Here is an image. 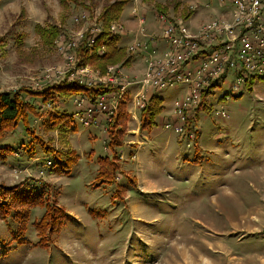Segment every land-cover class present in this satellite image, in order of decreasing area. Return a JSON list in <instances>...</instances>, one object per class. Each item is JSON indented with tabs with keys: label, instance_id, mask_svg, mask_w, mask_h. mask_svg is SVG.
I'll list each match as a JSON object with an SVG mask.
<instances>
[{
	"label": "rangeland",
	"instance_id": "rangeland-1",
	"mask_svg": "<svg viewBox=\"0 0 264 264\" xmlns=\"http://www.w3.org/2000/svg\"><path fill=\"white\" fill-rule=\"evenodd\" d=\"M83 1V5L72 3L69 11L61 0L1 1L0 92L20 91L24 98L34 102L37 113L30 114L33 134L19 124L0 136V183L7 186L23 184L34 193L47 188L45 198H49L51 206L56 199V204L63 208L65 214L60 218L61 223L50 224L48 219L46 225H42L40 220L45 213L44 207H34L28 218H23L20 212L0 208V264H169L166 259L175 255L171 253L175 244L200 242L205 229L203 226L208 230L217 226L212 223L209 227L203 221L214 217L225 221V214L216 201L202 192L191 194L200 188H192L194 180L200 183L209 180L212 192L222 194L234 184L243 182L244 185L238 187L243 200L257 203L255 186L261 185L257 174H261L264 180V98L259 96L264 97V78L257 86L261 89L251 93L249 88L238 98L217 103V107L225 106V117L213 115L210 108L201 112L200 137L207 151L201 150L197 154L193 143L187 146L189 141L185 138V143L179 144L177 134L161 124L164 118L173 114L175 101L186 92V85L153 91L162 98L164 110L156 116L151 129H141L140 111L135 110L137 120H134L129 113L134 110L132 104L123 103L125 112L129 113L128 122L122 146L118 147L116 178L107 180L100 175L99 160L106 157L114 160L107 147L108 125L85 127L74 104L75 96L57 95L49 108L42 97L31 96L25 91L40 90L35 88V84L48 68L49 72L52 71L49 83L55 85L66 79V76L60 79L58 73L67 64L65 55L58 49L62 36L76 37L82 31L89 36L88 29L96 25L104 30L100 15L107 3L116 0ZM128 1L131 2L124 7L118 21L124 23L123 16L126 17L130 10L129 16H133L132 6L138 5L139 14L146 18L144 23L140 22L139 30L145 28L147 36L143 37L147 39L151 35L158 39L162 34V19L155 16L156 11L171 20L183 19L192 34L213 19L231 20V12H226L229 8L220 6L218 0ZM190 11L192 15L184 19V14ZM76 17L82 19L77 22ZM37 24L42 27L61 26L62 30L52 45L41 38L36 30ZM128 53L132 62L135 60L137 63L129 68L118 65L133 81L139 80L143 77L141 65L136 56ZM145 64L143 56L144 68ZM87 65L100 69L93 64ZM108 66L102 69L103 73ZM228 78L232 79L231 75ZM139 87V84L132 86L133 95ZM228 87L229 84H223L213 100ZM52 111L72 117L71 126L77 129L70 135V148L79 160L69 167V173H61L55 152L51 151L66 150L62 148L58 131L48 129ZM101 128L105 135H102ZM90 132L94 134L92 137ZM45 144H49L51 149L47 150ZM178 149L182 150L181 155L184 153L190 158L188 162L185 160L190 167L180 169L176 166ZM134 152L138 153L144 165L151 168L147 167L150 175L166 184L175 183L178 193L174 196L155 195L137 185ZM242 155L243 159H239ZM62 159L66 161L67 157ZM49 160L53 165L48 164ZM217 177L225 186L217 188ZM46 184L50 185L47 187ZM57 189L59 196H56ZM241 210L243 208H238ZM210 234L213 238L219 237L215 232ZM212 258L219 259V256L212 252Z\"/></svg>",
	"mask_w": 264,
	"mask_h": 264
},
{
	"label": "built area",
	"instance_id": "built-area-1",
	"mask_svg": "<svg viewBox=\"0 0 264 264\" xmlns=\"http://www.w3.org/2000/svg\"><path fill=\"white\" fill-rule=\"evenodd\" d=\"M218 3L231 10V20L213 19L203 24L196 34H192L183 19L171 20L156 11L155 16L162 19L161 38L168 47L163 50L152 48L145 59L143 77L136 81L118 64L108 66L106 73L102 69L78 64L76 49L85 37L86 45L92 48L103 32L100 25L89 28V36L85 35L86 31L78 32L76 37L62 36L58 49L65 55L67 64L58 71L60 79L68 76V81L80 86L105 88L94 95L88 92L75 95L74 104L84 126L109 125L117 118L123 103L132 104L134 110L129 111L130 117L137 120L135 110L147 107L154 90L179 85H186V92L175 101L173 114L164 118L161 124L187 138L188 146L200 132L201 112L210 108L213 115L225 117V106L209 104L220 87L227 83L229 91L219 100L216 98L217 103L240 96L255 80L264 76V0H218ZM132 13L141 23L145 22V16L139 14L137 7H133ZM76 19L79 22L82 18ZM108 32L110 37H121L127 33V28L122 21L115 20ZM140 34L147 36L144 27H141ZM153 36L135 40L128 46V51H147L151 42L156 46ZM104 50L102 45L99 53ZM51 74L48 68L35 88L42 90L44 85L52 84L48 79ZM229 75L232 79L228 78ZM134 84L140 87L133 95L131 88ZM50 104L47 103V107L50 108ZM48 164L51 165L52 161L49 160Z\"/></svg>",
	"mask_w": 264,
	"mask_h": 264
},
{
	"label": "trees",
	"instance_id": "trees-1",
	"mask_svg": "<svg viewBox=\"0 0 264 264\" xmlns=\"http://www.w3.org/2000/svg\"><path fill=\"white\" fill-rule=\"evenodd\" d=\"M1 1L2 0H0V5ZM61 2L65 4V7L67 8L66 10L68 11L72 3L77 5L84 4L83 0H61ZM128 2V0H116L110 1L104 6L99 18L103 22L104 30L92 48L85 44L86 40H83L76 49L79 65L93 64L100 69H105L106 66L111 64H122L125 67H129L132 64V56L128 53V48L119 44V37H110L108 32L109 25L111 22L118 20L121 17L124 7ZM227 11L230 12L231 10ZM191 15V11L184 14V19H188ZM36 30L46 44L52 45L54 39L62 29L61 26L57 25L42 27L37 24ZM102 45L105 46V50L101 54L99 53V49ZM101 89L105 88H87L85 86H80L77 83L70 82L66 78L59 84L47 85L42 90L25 89V91L27 90L31 96L42 97L44 103H51V101L56 99L57 95L75 96L81 92H88L89 94L94 95ZM163 110V100L155 93L150 99L147 107L140 111L141 129H151L155 124L156 116L162 113ZM33 113H37L34 102L24 98L20 91L0 92V136L8 130L15 129L19 124H22L25 127V130H28L33 134L30 126V114ZM128 117L129 113L125 112L122 106L115 121L108 125L109 141L107 142V147L111 151L114 160L110 161L108 157L99 160L100 175H104L107 180L116 178L119 157L118 147L122 146V136L126 130ZM48 122V129L58 131L62 148L64 147L66 149L65 151H55L52 149L51 151L55 152L56 163L61 167V173H69V167L76 165L79 160V156L73 154V150L70 148V135L77 130L74 125L71 126L73 118L69 117L67 114H59L52 111L50 112ZM44 146H46L45 148L47 150L51 149L49 144H45ZM64 156L67 157L66 161L62 159ZM51 165H53V162ZM40 183L43 184L42 181H40ZM46 185L48 187L50 184ZM23 187V184L7 186L0 183V208H4L7 211L14 210L15 212H20L23 214V218H28L31 210L34 207L40 206L45 208V213L40 220V224L46 225V222H48L46 220L48 219L50 220V224H54L55 222L61 223L60 218L64 216L65 212L62 207H59L56 204L58 203L56 199L54 200V205H50L49 198H45V192H48L47 188H42L41 191L34 193L32 190L25 187L24 189ZM59 195L60 191L57 189L56 196ZM13 216L16 217L17 214L16 216Z\"/></svg>",
	"mask_w": 264,
	"mask_h": 264
},
{
	"label": "crops",
	"instance_id": "crops-1",
	"mask_svg": "<svg viewBox=\"0 0 264 264\" xmlns=\"http://www.w3.org/2000/svg\"><path fill=\"white\" fill-rule=\"evenodd\" d=\"M133 1L135 2L138 0ZM137 6L138 5L132 7ZM130 12L131 10L126 13L127 15L125 14L126 17L123 16L127 33L124 36L119 37V44L126 46L127 48L135 40H145L143 35L140 34L139 17H130ZM222 14L224 15L225 12ZM154 42L156 43V46H153V43L151 42L147 51L132 53L133 56L138 58V63L141 65L140 72L142 73L145 69L143 67V56L145 60L149 52L152 51V48L154 47H158L160 50L168 47V44L161 37L155 39ZM133 63L137 62L134 60L132 65H134ZM131 69L133 70V67H131ZM263 78L264 76L254 81L250 88L251 93L258 90L259 87L257 86ZM259 89H261V87ZM227 91H229V89ZM223 94H220V96L218 95L216 98L219 100V98H222ZM259 96L260 98H264L261 95ZM238 97L240 96H237L236 98ZM216 98L214 100H210L209 104L211 106H216ZM104 132V129L102 130L101 128L102 135H105ZM200 133L201 132H199L197 138L191 142L194 144V148L197 149L196 154L201 150L207 151V148L201 141L202 138L200 137ZM93 135V132H90V136L92 137ZM137 135H139L138 132ZM177 138L179 144L185 143L183 137L177 135ZM136 144L139 145V143ZM181 151V149H178V152L175 154L176 166H178L180 169L190 167L185 162V160L188 162L190 158L184 153L181 155ZM183 155H185V157H183ZM120 157H123L122 154ZM180 158H182V162L180 161ZM239 159H243V155ZM133 161H135V183L140 185L146 192L148 191L149 193H153L155 195L166 194L167 196H174L178 193L177 185H175V183L171 182L166 184L165 181L161 180L162 182H160L158 179L154 178L152 174L150 175V171L147 170L148 166L144 165V163L141 161V158L138 157V153H133ZM255 161L259 162V160ZM201 170H203V167H201ZM257 176H259V180L261 182L259 187L255 186L257 203H249L243 200V194L238 190V187L240 188L242 185H244L243 182L234 184V187L226 190L222 194L216 191L212 192V186L210 185L209 180L201 183L200 181L194 180L192 183V188L195 186L200 188L194 192H191V194H198L200 192L207 194L210 198L218 203L221 211L225 214L224 217L227 220L223 217V220H225L223 222L222 220L220 221L221 218H211L209 216L211 219L209 221H203L204 224L210 227L213 223L217 226L211 227V230H208L203 226L205 229L199 238L200 242L195 243L194 241H189L185 245L175 244L171 251V253H174L175 255L172 256L171 259H166V262L169 264H213V261H215V264H264V180L261 174H257ZM216 179L218 181L217 188L225 186L219 177ZM162 183L163 185H161ZM250 194L253 195L254 192H251ZM236 198L239 199V202L238 200L236 201ZM238 208H243V210L238 211ZM208 214L211 215L210 212H208ZM214 232L217 233L219 237H211L210 233ZM149 247L151 248L150 245ZM15 251L18 250L15 249ZM15 251H10L9 253H13ZM212 252L216 253L219 256V259L215 258L213 260Z\"/></svg>",
	"mask_w": 264,
	"mask_h": 264
}]
</instances>
